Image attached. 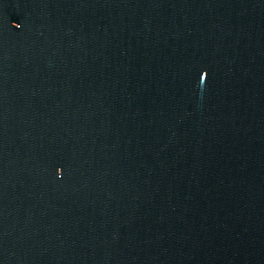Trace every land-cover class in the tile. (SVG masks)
Listing matches in <instances>:
<instances>
[{
  "label": "water",
  "instance_id": "obj_1",
  "mask_svg": "<svg viewBox=\"0 0 264 264\" xmlns=\"http://www.w3.org/2000/svg\"><path fill=\"white\" fill-rule=\"evenodd\" d=\"M0 264H264V0H0Z\"/></svg>",
  "mask_w": 264,
  "mask_h": 264
}]
</instances>
